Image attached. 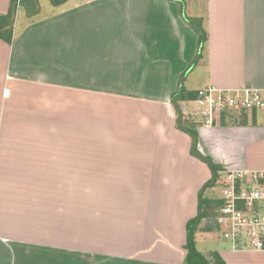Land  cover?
I'll return each instance as SVG.
<instances>
[{
  "label": "crops",
  "instance_id": "obj_1",
  "mask_svg": "<svg viewBox=\"0 0 264 264\" xmlns=\"http://www.w3.org/2000/svg\"><path fill=\"white\" fill-rule=\"evenodd\" d=\"M180 1L0 0V16L24 6L0 36V264H188L186 226L213 176L194 138L224 171L264 170V109L207 127L187 106L205 86L264 90V0ZM98 103L126 152L83 175L82 118ZM203 235V255L264 264Z\"/></svg>",
  "mask_w": 264,
  "mask_h": 264
},
{
  "label": "built area",
  "instance_id": "obj_2",
  "mask_svg": "<svg viewBox=\"0 0 264 264\" xmlns=\"http://www.w3.org/2000/svg\"><path fill=\"white\" fill-rule=\"evenodd\" d=\"M234 109H264V90L205 86L197 89L191 114L209 127L219 115ZM216 181L220 195L214 229L231 242L232 249L264 251V170H221Z\"/></svg>",
  "mask_w": 264,
  "mask_h": 264
},
{
  "label": "rangeland",
  "instance_id": "obj_3",
  "mask_svg": "<svg viewBox=\"0 0 264 264\" xmlns=\"http://www.w3.org/2000/svg\"><path fill=\"white\" fill-rule=\"evenodd\" d=\"M52 1V0H51ZM20 3V2H19ZM22 3L21 5L18 4L16 8L17 14L20 15L22 13ZM30 9V7H29ZM107 103H98V117H89V110L86 112L87 116L82 118V134H81V139H80V147L76 148V161H82V172L83 175H87L90 173V166H91V161H122V150L125 151V148L123 147V143H118L114 144L115 148H112V139L113 137V132H115L116 124L113 125V120L110 119L111 123L107 120L108 118L102 117L100 112H104V109H106ZM117 108H120L121 105L117 104ZM188 106V110L193 109V105L191 104L192 107ZM116 107V106H115ZM85 110H87L88 103L85 104ZM190 108V109H189ZM190 123H193V120L191 118H187L185 120V124L187 126H190ZM129 128L133 126V124L128 125ZM110 136V137H109ZM109 137V141H105ZM77 144V145H79ZM117 149V150H116ZM128 151V150H127ZM126 152V151H125ZM129 152V151H128ZM73 149H67L66 150V156H67V161H73ZM124 154V152H123ZM121 157V158H120ZM86 179V176H83V180ZM120 179V178H119ZM118 179V181H120ZM213 176L211 177L212 182ZM218 179V178H217ZM89 180V179H88ZM84 185V184H83ZM88 185V183H86ZM207 187V186H206ZM203 193V194H202ZM220 195V188H219V183L216 181L213 187H207L202 191H199V202L200 204V196L202 197L203 201V208H201V212H206L205 216L202 218L200 216V220L198 225L200 224V228H197V217L196 218V226H195V231H194V237H195V232H201L203 233V237L205 240H208V242L212 243H222L225 242L227 248H231V242L229 240L223 239L220 235V231H216L213 227V222H214V213H215V208L218 207L217 199L218 196ZM205 199H210L209 205H206L204 203ZM199 209V205H198ZM205 243L200 242L199 244L195 243V248H201L204 246ZM215 247V246H214ZM212 249V248H210ZM212 252L207 251L203 257L211 264L214 263V259L212 257Z\"/></svg>",
  "mask_w": 264,
  "mask_h": 264
},
{
  "label": "trees",
  "instance_id": "obj_4",
  "mask_svg": "<svg viewBox=\"0 0 264 264\" xmlns=\"http://www.w3.org/2000/svg\"><path fill=\"white\" fill-rule=\"evenodd\" d=\"M61 0H53V2L58 3ZM178 1V0H177ZM179 2H181L179 0ZM181 4V3H180ZM182 6V4H181ZM15 12V7L11 6L10 11L8 12L7 15L4 16H0V36L4 37L5 39H7L8 41H10V36H11V23H12V17L14 15ZM195 22H197V29L199 30V49L202 46V42L204 41V33L200 28L199 22L197 19H192ZM8 32V33H7ZM7 33V34H6ZM175 99H177V97H180V94H177L175 96H173ZM191 133L194 134V131L192 129H190ZM213 168L216 170L217 174L216 176H219V172L221 170H223L219 165L213 163ZM211 181V180H210ZM210 199H205L204 203L206 205H209L210 203ZM217 203H219V201H217ZM203 201H202V197L200 196V204H199V208H203ZM206 212H201L200 216L203 218L205 216ZM196 224V218L192 219L191 221H189L187 223V237H186V244H185V248L187 250L186 252V262L188 264H211L209 263L201 253H199L196 248H195V241H194V231H195V225ZM212 257L214 259V263L213 264H224V262L221 260V258L217 255V253L213 252L212 253Z\"/></svg>",
  "mask_w": 264,
  "mask_h": 264
},
{
  "label": "water",
  "instance_id": "obj_5",
  "mask_svg": "<svg viewBox=\"0 0 264 264\" xmlns=\"http://www.w3.org/2000/svg\"><path fill=\"white\" fill-rule=\"evenodd\" d=\"M175 107H176V109H177V112H178L179 116H181V111H180V107H179V105L175 104ZM185 131H187V130H185ZM195 145H196V139L194 138V144H193V147H192V150H191L192 155H193L194 157H197L198 159H200L202 162L208 164V165L211 167V171H212V175H213L212 182H210V183H208V184H205V185L202 187V191H203V190L206 189L207 187H212V186L214 185V182H215V179H216V174H217V172H216V170L213 168V163H212V161H211L209 158L204 157V156L200 155L199 153H197V152L195 151ZM206 186H207V187H206ZM200 214H201V209L199 208V210H198V217H197V218H198V219H197V223H198L199 220H200Z\"/></svg>",
  "mask_w": 264,
  "mask_h": 264
}]
</instances>
